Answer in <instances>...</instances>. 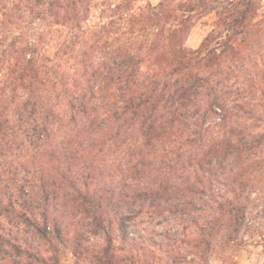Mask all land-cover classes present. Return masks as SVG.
I'll use <instances>...</instances> for the list:
<instances>
[{
	"label": "trees",
	"instance_id": "obj_1",
	"mask_svg": "<svg viewBox=\"0 0 264 264\" xmlns=\"http://www.w3.org/2000/svg\"><path fill=\"white\" fill-rule=\"evenodd\" d=\"M96 1L0 0V262L87 253L74 220L87 205L97 264L144 249L146 219L205 252L262 235L264 125L249 119L259 104L242 110L264 96L257 0L180 4L173 22L165 1ZM209 8L218 22L188 50L186 13ZM17 12L38 19L33 39L7 38Z\"/></svg>",
	"mask_w": 264,
	"mask_h": 264
},
{
	"label": "rangeland",
	"instance_id": "obj_2",
	"mask_svg": "<svg viewBox=\"0 0 264 264\" xmlns=\"http://www.w3.org/2000/svg\"><path fill=\"white\" fill-rule=\"evenodd\" d=\"M129 4H130V0ZM165 1L171 7L170 11L166 12L163 17L164 20H168L173 22L175 16H180L183 12L178 11V5L183 6L188 2L192 4L198 3L199 1H204L208 4V6H215L217 2H212L211 0H136L131 2L129 5L132 8V12H140V9L147 4V2H151L152 5H157L159 2ZM208 1V2H207ZM222 1V0H221ZM220 1V2H221ZM95 2H97L95 0ZM101 4H106L107 6L110 4H119L121 0H98ZM127 4L126 2H122ZM257 4L258 0H257ZM103 6V5H101ZM3 9L0 6V22L3 19L2 16ZM100 10L96 7L92 9L91 14L89 15V23L98 22L99 20ZM167 14V15H166ZM192 17L191 19V28L187 39L185 40V47L188 50L197 49L201 46L204 39L211 34L214 30L215 25L218 22L219 16L218 13L213 9L208 10H199L194 13H186ZM16 17V18H15ZM13 22H15V29L11 32L9 30H5L7 34V38H12L15 36L18 40H27L33 39L37 34V26L39 23L38 19L34 14L26 15L25 13H16ZM162 16H160L161 20ZM254 22L259 21L256 28L258 29V35L254 38V47L255 49L251 52H255L256 55L254 58H251L250 55V64H258L260 67L264 64V11H262L261 6L259 5L257 15L254 17ZM7 24V23H6ZM167 27H165L166 32ZM1 41V39H0ZM7 44V43H6ZM250 52V54H251ZM254 56V55H253ZM252 56V57H253ZM235 90V88L233 87ZM237 94V93H236ZM245 95V94H241ZM243 96H238V98H242ZM259 104L260 108V120L254 121L253 118H249L251 125L259 128L261 125H264V96L262 97L260 91H257L255 94V98L250 97L247 99V103L243 106V115L252 117L254 114L250 111L249 104ZM259 124V126H257ZM34 160V159H33ZM119 172V170H118ZM260 184H264L261 182ZM264 201V198L262 199ZM94 208L87 205L86 210L79 206V209L76 212V216L74 217L75 224L80 228V232H83L84 236V246L88 248V252L84 251V254H81L78 250V253H75L77 250L72 245L68 246V248H61V258L59 260V264H97L95 258L96 253L98 251V241L97 238L90 235L86 231L91 228L92 221V210ZM261 221H264V210L263 213H260ZM146 226H148V235L147 240L148 243H144V249L138 250V253L129 252L128 248L118 249L117 254L119 256L118 264H130L133 262H138L139 264H200L201 261H204L205 264H216L218 257H214L213 253L215 251L205 252L202 250L201 246L193 245L194 243H187L181 241V235L176 231L170 229L169 225L165 224H148L147 219L144 220ZM143 224V223H142ZM144 226V225H143ZM152 230V232L150 231ZM168 235H171V238H168ZM150 238V239H149ZM248 243H230L227 246L228 256L225 264H264V230L262 235H256L255 237H248ZM116 244L119 246H123L120 239L116 241ZM219 249L221 251H226L223 246H220ZM76 254V255H75ZM103 256L101 253H99ZM51 255V251L48 254H45L47 259V263L50 264L49 256ZM239 257V259H233V257ZM189 257H192L190 260Z\"/></svg>",
	"mask_w": 264,
	"mask_h": 264
},
{
	"label": "clouds",
	"instance_id": "obj_3",
	"mask_svg": "<svg viewBox=\"0 0 264 264\" xmlns=\"http://www.w3.org/2000/svg\"><path fill=\"white\" fill-rule=\"evenodd\" d=\"M258 3L261 6L262 11H264V0H258ZM100 155L103 156V153H101ZM120 163H122V161H120ZM213 255L214 257L219 258L216 264H225L227 256H228V252L221 251L219 248H217L215 252L213 253ZM189 259L191 260L192 257H189ZM233 259H239V257L234 256ZM0 264H7V261L0 262ZM200 264H205V262L201 261Z\"/></svg>",
	"mask_w": 264,
	"mask_h": 264
}]
</instances>
